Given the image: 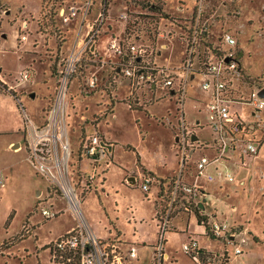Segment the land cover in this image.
Wrapping results in <instances>:
<instances>
[{"label":"rangeland","instance_id":"obj_1","mask_svg":"<svg viewBox=\"0 0 264 264\" xmlns=\"http://www.w3.org/2000/svg\"><path fill=\"white\" fill-rule=\"evenodd\" d=\"M85 1L65 0L63 8L74 3L81 6ZM181 1L192 11L194 0ZM45 2L0 0V69L6 81L5 84L0 80V177L3 176L5 182L0 186V242L6 240L11 243L9 249L0 255V264H51L45 244L52 243L78 225L72 211L48 223L45 221L47 224L43 222L38 211L41 206L55 204L58 209L66 203H57L54 199L46 204L40 202L38 198L46 194L47 183L29 163L24 146V112L38 125L42 124L54 91L50 66L55 57L56 43L49 35L51 31L38 25ZM99 3L100 0H94L87 21L95 20L100 11ZM111 3L96 47L101 59L107 62L117 58L109 46L113 41L118 45L123 41L126 22L119 17L130 10L122 0H111ZM178 3V0H173L168 14L184 22L185 15L177 12ZM207 6L208 25L211 24L212 32L208 37L209 44L214 45L219 36L231 33L237 39L241 66L264 84V0H208ZM77 19L65 23L61 16L58 17L59 27L66 36L65 54L79 43L84 14ZM204 20L206 22L205 17ZM24 23H28L25 31L22 30ZM164 23L167 24L166 21ZM172 29L180 33L175 26ZM22 34L27 35L25 41L21 40ZM163 43L169 47L156 51L159 64L175 68L181 66L185 53L179 35L170 41L160 42V45ZM94 69L100 77L107 76V71L100 68L99 63L94 64ZM23 71L31 73V80H20ZM203 80L202 75L191 81L185 101L187 119L192 122L190 127L198 132L196 142L187 147L188 152L199 148L190 164L203 154L211 159L214 156L213 150L206 149V144L211 146L213 133L207 126L205 108L211 99L209 93L201 89ZM129 86L128 79L119 78L117 90L110 96L102 88V80L97 90L90 94L80 92L79 84L75 85L66 111L73 146L70 175L76 184L80 176L90 179L87 187L81 185L79 194L82 197V214L94 233L104 240L115 239L120 234L127 244L138 247V259L132 264H152L151 257L163 226L161 215L168 211L170 203L166 201L167 194L164 197L166 202L158 200L159 188L155 183L147 193L141 190V184L147 171L167 180L180 174L185 152L177 141L181 105L175 97L155 101L150 95L143 97L141 92L133 96ZM250 90L249 87L243 88L245 99L249 98ZM136 98L143 107L141 111H133L127 105V100L132 99L135 103ZM112 102L113 115L107 113ZM233 106L247 120L252 119L248 104L234 103ZM197 121L202 122V129L193 128ZM16 125H20L19 132ZM82 131L86 132L87 140L91 135L103 137L113 147L109 152L111 160H103L95 168V162L84 152L79 157ZM255 134L261 141L258 155L246 156L245 161L238 153H231L228 157L225 170L233 175V183H207L204 177L199 180V186L209 197L208 202L202 203V215L208 218L209 223L216 220L227 224L231 231L224 238L212 235L209 228H205L202 236L196 235L199 228L195 218L191 216L189 226L186 221H172V217L178 214L177 209L172 210L170 227L164 233V251L168 260L163 264H199L183 251V244L190 239L202 241V246L206 247L197 258L200 264H264V127ZM12 143L22 144V149L11 147ZM209 172L215 173L214 165H210ZM129 177H134L136 183H131ZM188 181L194 183V178ZM40 190L44 192L42 196H38ZM27 219L34 228L30 236L20 240ZM237 249L242 253L236 254Z\"/></svg>","mask_w":264,"mask_h":264},{"label":"built area","instance_id":"obj_2","mask_svg":"<svg viewBox=\"0 0 264 264\" xmlns=\"http://www.w3.org/2000/svg\"><path fill=\"white\" fill-rule=\"evenodd\" d=\"M129 13L119 17L126 22V28L133 22L134 14H142L135 8L134 0H122ZM155 0L149 1L152 4ZM177 12L185 15L183 21L174 19L169 15L168 8L173 5V0H157L161 3L164 13L176 24L184 27L178 29L177 33L172 29L173 24L167 22L164 28L162 25L156 30L155 38L157 44L154 47L132 42L124 36L123 41L118 45L116 41L110 44V50L119 57L121 72L130 81V90L133 96L141 92L143 97L150 95L155 101L160 98H177L181 107L179 110V123L177 141L179 146L184 148L183 164L178 176L173 180L171 188V201L168 211L161 213L163 226L159 241L151 257L152 264H163L168 260L165 253L164 233L170 227V214L175 200L182 196L194 197V204L199 205L205 189L199 186V180L205 178L207 183L223 184L233 183V175L225 170L226 162L231 153H238L241 160L245 157L258 155V146L261 141L253 139L252 135L263 129L264 98L259 96V92L264 89L263 82L258 78L247 77L241 66L240 55L237 50V39L231 33H225L218 37L214 45L209 44L208 37H211V30L208 25L207 2L208 0H194L193 9L190 11L184 1L178 0ZM172 2V3H171ZM94 0H86L83 5L72 4L62 8L59 12L63 22L70 23L84 14V19L79 29V43L74 46L69 54L60 57L57 65V72L54 76V91L51 106L45 114V120L38 125L25 113L24 141L28 154V161L34 167L36 173L47 183V191L39 198L43 204L51 200L65 202L66 206L56 209V205H43L38 211L43 218V222L57 218L61 214L72 211L78 220V225L70 232L58 237L46 246L50 252V261L54 264H132L138 259V247L136 245L127 246L122 240L100 239L88 225L86 218L82 214V197L79 194L81 185L87 187L89 178L80 176L79 183L76 184L71 171L72 150L70 147L68 127L66 121V111L68 99L70 98L71 87L76 79H81V92L90 94L97 89L100 81L99 72L94 71V64L99 63V67L107 62L97 56L95 46L100 36L102 26L105 24L108 13L111 9V0H100L98 14L93 22L87 21ZM2 8L0 7V11ZM206 19V22L204 20ZM181 22V23H179ZM207 25V26H205ZM28 23H24L22 30L27 29ZM127 29H125L126 32ZM177 33V34H176ZM126 34V33H125ZM175 35H179L180 44L185 53L184 62L179 67H168L159 64L156 51L167 49V42ZM27 39L26 34H22L21 40ZM204 76L201 89L208 92L211 101L206 105L207 126L212 130L211 146L206 144V149L213 150V158L206 155L199 156L193 164H190L199 148L187 151L189 144L196 142L193 138L197 131L191 127L181 126V115L185 111V101L187 89L191 81L197 76ZM32 75L28 71H23L20 80L25 82L31 80ZM0 80L6 84L2 74ZM246 80L251 81L249 86ZM249 87V98H244L243 88ZM154 92V95L151 93ZM145 99L143 98V102ZM234 103H246L250 108L251 120H247L245 115L235 110ZM136 105L140 101L136 98ZM146 104V103H145ZM201 112V111H200ZM201 123V124H200ZM194 122L193 128H200L202 122ZM246 130V134L243 132ZM108 145L99 135L90 136L83 146L82 153L95 162L94 167H98L103 160H111ZM194 145V144H193ZM208 146V147H207ZM19 150L22 149L19 145ZM210 165L215 166V173L209 172ZM108 167L109 164H106ZM194 178V183L188 179ZM154 180L145 175L141 184L144 193L149 191V187ZM4 177H0V186H4ZM202 196V198H201ZM37 211V212H38ZM30 223L24 226L23 236H30L33 229ZM211 234L217 238H224L231 228L222 222L213 220L209 223ZM6 240L0 242V254L10 245ZM185 254L194 257L196 260L200 255L199 242L196 239L183 244ZM236 254H241L237 249Z\"/></svg>","mask_w":264,"mask_h":264},{"label":"trees","instance_id":"obj_3","mask_svg":"<svg viewBox=\"0 0 264 264\" xmlns=\"http://www.w3.org/2000/svg\"><path fill=\"white\" fill-rule=\"evenodd\" d=\"M135 3V8H137L139 10L140 13L142 14H134L132 13L133 16V22L129 23L127 25V30H126V34L127 38L130 39L132 42H137V43H144L147 45H150L152 47L155 46V44H157V39L155 38V34H156V30L162 25L164 27L167 26L166 23H164V21L169 22L171 24H173L172 27H176L177 29H184L183 26L174 23L165 13H164V8L163 5H161V3H155V0L152 4H150L149 1L151 0H134ZM65 0H46V2L44 3L40 15H39V19H38V25L40 26V28H45V30L49 31V35H51L53 37V39L55 40L56 43V52H55V57L51 62V66H50V72L52 73V78H54L56 72H57V65H58V61L60 59V57L62 55H64V45L66 42V36L65 34H63V32L61 31L59 24H58V17H59V12L60 10L63 8V6H65ZM211 26V25H210ZM209 26V29H210ZM49 30H48V29ZM117 78H121V79H126V77L124 76V74L122 72H120L118 74V76L116 75ZM246 83L251 86L252 82L251 81H247ZM96 91V90H95ZM94 91V92H95ZM115 85L112 84L110 89L108 90L109 95L111 96L112 92H115ZM154 95V92H151ZM166 99V97L160 98V101ZM127 105L131 108V110L133 111H141L142 110V106L141 105H136L132 99H129L126 101ZM113 107H114V102H112L111 106L109 107L108 110V114H112L113 113ZM148 107V106H147ZM247 132L246 130H244L243 134L245 135ZM253 139H256L255 135H252ZM261 144V143H259ZM83 150V146L82 149L80 151V153H82ZM146 176L151 177L152 179H156V181L158 183H165L164 181L160 180L156 175H154L151 172H147L145 173ZM163 192V189H162ZM171 190L168 192L167 194V198L166 201L168 203H170L171 201V196H170ZM163 194V193H162ZM207 194H203V196H206ZM165 196V195H164ZM202 198V196H201ZM194 197L191 196H182V197H178L174 204L172 209H174L176 207V205L178 203H182L185 206H188L191 211L194 213V216L196 218L197 223L200 226H203L206 228V230H208L209 228V220L206 216L202 215V211L203 208H201V204L199 205H195L194 204ZM203 205V204H202ZM169 207V205H168ZM204 207V205H203ZM158 214V213H157ZM158 221H160L158 219ZM26 224H28V222H26ZM26 236L21 235L20 236V240L23 239ZM17 244V242H16ZM201 253V252H200ZM193 260H195L194 257H192Z\"/></svg>","mask_w":264,"mask_h":264},{"label":"crops","instance_id":"obj_4","mask_svg":"<svg viewBox=\"0 0 264 264\" xmlns=\"http://www.w3.org/2000/svg\"><path fill=\"white\" fill-rule=\"evenodd\" d=\"M78 20V19H77ZM106 23V22H105ZM100 37V36H99ZM98 41H99V38H98V40H97V44H96V46H95V50L97 51V49H96V47L98 46ZM97 56L99 57V58H101L100 56H99V54H98V52H97ZM105 62H107V61H105ZM118 63H119V57H117L116 58V60L115 61H111V60H109L105 65H103V66H100V68H102V69H104L105 68V72L107 73V76H102V77H100V74H99V78H100V81L98 82V84L101 82V80H102V88H104V89H106L107 91L110 89V87H111V85L112 84H114L115 85V90H117V87H116V81L120 78H117L116 77V75L118 76V74L121 72V69H119V65H118ZM242 68H243V71H244V73L247 75V77H251V78H253L252 76H250L249 74H248V72H247V70H246V68L245 67H243V65H242ZM109 69V70H108ZM115 72V75H114V72ZM0 72H1V74L3 75V70L2 69H0ZM256 78V77H255ZM53 81H54V78H53ZM81 83H82V80L81 79H76V80H74V82H73V84H72V87H71V93H70V97L72 98V95H73V93H74V88H75V85H77V84H79V90H80V92H81ZM97 88H98V86H97ZM97 90V89H96ZM93 93V92H92ZM52 99V98H51ZM69 107V106H68ZM113 110H114V107H113ZM68 112V111H67ZM112 115H113V113H112ZM201 121H197V124H199ZM201 124V123H200ZM16 127H17V131L19 132V130H20V125H16ZM95 127H96V129H97V124L95 125ZM203 128V125H201V127L200 128H197V129H202ZM197 134H198V132H197ZM68 135H69V130H68ZM92 136V135H91ZM196 137V136H195ZM195 137L193 138L194 140H196L195 139ZM87 137H86V132H84V131H82V139H81V145H80V151H81V149H82V146H84L85 145V143H86V139ZM103 138V137H102ZM103 140H104V138H103ZM69 141H70V147H73L72 146V141H71V138H70V135H69ZM12 142V141H11ZM10 142V143H11ZM12 146L11 147H14V146H18L19 147V145H21V147H22V144H20V143H12L11 144ZM113 150V149H112ZM80 151H79V157H81L82 156V153H80ZM16 153H18V152H16ZM259 154V153H258ZM88 158V157H87ZM89 159V158H88ZM245 161V160H244ZM82 162V160H80V163ZM145 171V170H144ZM147 171V170H146ZM147 172H149V171H147ZM152 173V172H151ZM155 175V174H154ZM157 176V175H156ZM160 180H162V181H164V182H166V184L164 183H158L157 181H154L153 183H155L157 186H158V188H159V191H158V200L160 201V202H166L165 201V196L164 195H166V194H168V192L171 190V188H172V184H173V180H174V178H175V176L173 177V178H171V179H165V178H163V177H159V176H157ZM129 181L131 182V183H136V180H135V178L134 177H129ZM222 185V184H221ZM48 188V187H47ZM162 189H163V192H162ZM47 191V190H46ZM41 193L42 194H44V192L42 191V190H40V191H38V196L39 195H41ZM163 193V194H162ZM40 198V197H39ZM38 198V199H39ZM208 195H206L204 198H203V203H205V202H208ZM200 202V204L202 203V199L199 201ZM59 203V202H58ZM156 205H157V203H156ZM62 207V206H61ZM60 207V208H61ZM201 208H203L202 207V204H201ZM177 209V215L174 217H172V221L174 220V221H177V220H182V221H186L187 222V224H188V226H189V224H190V218H191V216H193L194 218H195V216H194V213L191 211V209L188 207V206H185V205H183L182 203H178L177 205H176V207L174 208V210H176ZM180 210H183L182 212L183 213H180ZM37 212V211H36ZM64 214V213H63ZM62 215V214H61ZM208 215V214H207ZM30 217H32V216H30ZM29 217V218H30ZM59 217V216H58ZM57 217V218H58ZM56 219V218H55ZM195 220H196V218H195ZM50 221V220H49ZM158 221V220H157ZM26 222H28V219H27V221ZM47 223H48V221H46ZM197 222V221H196ZM29 223V222H28ZM45 223V222H44ZM47 223H45V224H47ZM33 227H34V225H33ZM198 228H199V232H197L196 233V235H200V236H202L203 234V232L205 231V227H203V226H200L199 224H198ZM117 238L118 239H120V240H122V238H121V235L119 234L118 236H117ZM190 240H192V239H190ZM189 240V241H190ZM197 240V239H196ZM5 241V240H4ZM123 241V240H122ZM198 242H199V246H200V250L202 251V249H204V248H206L205 246H202V241H199L198 240ZM123 243H125L127 246H132V245H129V244H127L125 241H123ZM17 245V244H16ZM48 244L46 243L45 244V246H44V248L46 249V246H47ZM7 249H9V247L7 248ZM4 253V252H3ZM2 253V254H3ZM2 254H0V255H2ZM195 261H198V263L200 264V261L197 259H195ZM50 263L51 264H54V263H52L51 261H50Z\"/></svg>","mask_w":264,"mask_h":264},{"label":"flooded vegetation","instance_id":"obj_5","mask_svg":"<svg viewBox=\"0 0 264 264\" xmlns=\"http://www.w3.org/2000/svg\"><path fill=\"white\" fill-rule=\"evenodd\" d=\"M182 119H181V126L183 127H190V122L188 119H187V114H186V110L184 111V113L181 115Z\"/></svg>","mask_w":264,"mask_h":264},{"label":"water","instance_id":"obj_6","mask_svg":"<svg viewBox=\"0 0 264 264\" xmlns=\"http://www.w3.org/2000/svg\"><path fill=\"white\" fill-rule=\"evenodd\" d=\"M259 96L262 97V98H264V89H262L259 92ZM108 148H109L110 151H112V149H113V147L111 145H108ZM202 207H203V205H202Z\"/></svg>","mask_w":264,"mask_h":264}]
</instances>
